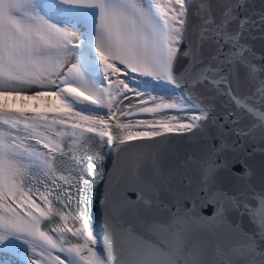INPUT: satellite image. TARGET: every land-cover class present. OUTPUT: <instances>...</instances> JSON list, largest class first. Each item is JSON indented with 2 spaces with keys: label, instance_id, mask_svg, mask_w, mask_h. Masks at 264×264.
<instances>
[{
  "label": "snow or ice",
  "instance_id": "snow-or-ice-1",
  "mask_svg": "<svg viewBox=\"0 0 264 264\" xmlns=\"http://www.w3.org/2000/svg\"><path fill=\"white\" fill-rule=\"evenodd\" d=\"M257 40L264 8L247 0H0V249L264 264V176L256 187L228 146L264 141ZM197 135V153L164 150Z\"/></svg>",
  "mask_w": 264,
  "mask_h": 264
},
{
  "label": "water",
  "instance_id": "water-1",
  "mask_svg": "<svg viewBox=\"0 0 264 264\" xmlns=\"http://www.w3.org/2000/svg\"><path fill=\"white\" fill-rule=\"evenodd\" d=\"M247 6L250 8H254L259 11L261 8H264V3L262 0H247ZM254 50L257 54V58L260 55H264V41H255ZM165 92L167 90H159ZM214 134V133H213ZM202 137L200 135L197 136H174L171 142L164 146V150L169 154H193L197 153L198 149L201 145ZM228 146H229V158L233 160H237L238 163L236 167L239 169H243L245 164L251 169L252 175L250 177L251 182L256 186L260 187L261 185V177L264 176V141H261L259 136L255 141L245 142L242 139H237L235 136H231L228 138ZM159 148L160 146H156ZM109 152V151H108ZM115 160V152H109V158L106 161L107 169L111 170L113 167V161ZM227 177V173L222 174L221 179L224 180ZM104 185L101 184L99 187V193L103 194ZM207 214V210H205ZM99 230V229H98ZM101 245H103L104 238L101 235L100 237ZM11 264V263H8Z\"/></svg>",
  "mask_w": 264,
  "mask_h": 264
},
{
  "label": "bare ground",
  "instance_id": "bare-ground-1",
  "mask_svg": "<svg viewBox=\"0 0 264 264\" xmlns=\"http://www.w3.org/2000/svg\"><path fill=\"white\" fill-rule=\"evenodd\" d=\"M138 83L140 86L149 87L156 91H158V89L159 90L161 89L163 91L164 90L168 91V89L161 88L160 86H153V84L147 80H140ZM143 115L149 116L148 114H142L141 117H145ZM10 251L12 252L11 254L1 256L0 264H8L9 262L18 263V264H26L25 257L21 259V256H22L21 254H24L23 245L17 244L16 251H12V250Z\"/></svg>",
  "mask_w": 264,
  "mask_h": 264
},
{
  "label": "rangeland",
  "instance_id": "rangeland-1",
  "mask_svg": "<svg viewBox=\"0 0 264 264\" xmlns=\"http://www.w3.org/2000/svg\"><path fill=\"white\" fill-rule=\"evenodd\" d=\"M134 87L135 86H137L136 84H134L133 85ZM138 86L141 88V89H144L146 92H148L149 94H151V95H158V94H161V92H159V91H156V90H153V89H151V88H149V87H144V86H140L139 85V83H138ZM154 91V92H153ZM130 99L133 101V103H135V97H131L130 96ZM124 103L126 104V103H128L127 101H124ZM143 116H145V115H143ZM139 118H143V119H153V117H151V116H145V117H139ZM22 256H21V259L22 258H24V254H21ZM15 264H18V263H15Z\"/></svg>",
  "mask_w": 264,
  "mask_h": 264
}]
</instances>
